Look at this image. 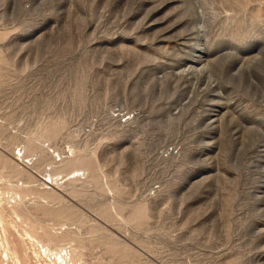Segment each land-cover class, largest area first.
Wrapping results in <instances>:
<instances>
[{
	"label": "rangeland",
	"instance_id": "rangeland-1",
	"mask_svg": "<svg viewBox=\"0 0 264 264\" xmlns=\"http://www.w3.org/2000/svg\"><path fill=\"white\" fill-rule=\"evenodd\" d=\"M1 189L0 264H264V0H0Z\"/></svg>",
	"mask_w": 264,
	"mask_h": 264
},
{
	"label": "bare ground",
	"instance_id": "bare-ground-1",
	"mask_svg": "<svg viewBox=\"0 0 264 264\" xmlns=\"http://www.w3.org/2000/svg\"><path fill=\"white\" fill-rule=\"evenodd\" d=\"M195 51H198L199 53H200V50H198V49H196ZM193 56V55H192ZM193 59V58H192ZM200 59V58H199ZM197 61V58H196V60H192L191 62L192 63H195ZM199 69V67H196V66H194V65H192V64H190V65H186V66H184L183 68H181V70L180 71H182V72H189V73H192V72H195V71H197ZM216 102V101H215ZM221 103V102H220ZM216 104H219V102H217ZM218 106V105H217ZM216 105H215V107H217ZM219 107V106H218ZM212 110H213V112L214 113H216L217 112V108H212ZM216 119H212L211 120V122H214ZM85 169L86 168H84L83 166H79V167H74L73 169H71L69 172H67L66 173V175L67 176H69L68 174H73L72 176H70L71 178L72 177H77V176H75V175H77L78 173L77 172H79V171H82V172H84L85 171ZM75 173V174H74ZM83 174V173H82ZM57 175V174H56ZM65 175V176H66ZM47 176H48V178H50V180H52L53 178H52V176H51V174H47ZM54 176V175H53ZM64 176V175H63ZM63 178V177H62ZM60 179H61V177H60ZM55 180V179H54ZM57 180V179H56ZM48 182V181H47ZM54 182V181H53ZM57 182V181H56ZM7 193H9V190H6V194ZM22 195V194H21ZM21 195L19 194V192H11V194L10 195H8L7 194V198H8V200H10L11 199V201L9 202V203H11L10 204V209H13L12 207L13 206H18L19 204H20V202L23 200L22 198H21ZM16 196H18L19 198H16ZM4 198V190H0V201L2 200H4L3 199ZM21 199V200H20ZM6 205H8V204H6ZM61 233V232H60ZM26 234L30 237V238H33L35 241H36V243H37V245H38V247L40 248V250H42L43 251V257L46 259L45 260V262H47V264H70V263H68L67 262V260H66V258L68 257V251H66V247L65 246H63V245H58V250H54L53 249V247L52 246H50L49 244H50V242H43L42 240H40V239H38L35 235H33V234H31V233H29V232H27L26 231ZM50 234V233H49ZM53 234V233H52ZM55 235H56V233H55ZM50 237H51V239L52 240H58L57 239V237L56 236H54V235H50ZM51 240V241H52ZM20 241L23 243L24 242V238L23 237H21L20 238ZM49 241V240H48ZM57 242V241H56ZM5 243H6V247H4L3 248V252H4V256H5V258L7 259V260H9V259H12V261L13 260H15L16 261V263L18 262V258H17V255L14 253V251H13V249L10 247V245H9V242H8V240H7V238H5ZM55 245H56V243H55ZM72 250V249H71ZM61 251V252H60ZM41 252V251H40ZM40 252H39V254H40ZM42 253V252H41ZM1 256H3V254H1ZM76 260V259H75ZM70 262V261H69ZM72 262V261H71ZM46 264V263H45ZM73 264V263H72Z\"/></svg>",
	"mask_w": 264,
	"mask_h": 264
}]
</instances>
